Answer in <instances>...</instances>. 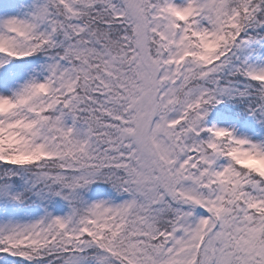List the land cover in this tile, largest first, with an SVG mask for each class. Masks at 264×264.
Returning <instances> with one entry per match:
<instances>
[{"label":"trees","instance_id":"trees-1","mask_svg":"<svg viewBox=\"0 0 264 264\" xmlns=\"http://www.w3.org/2000/svg\"><path fill=\"white\" fill-rule=\"evenodd\" d=\"M174 1L135 0L155 51L152 135L170 161L187 163L188 190L206 210L175 194L183 181L166 166L163 177L154 175L163 178L157 204L127 187L134 173H154L136 162L128 129L137 87L146 82L149 95L154 89L127 3L13 0L26 36L9 41L26 57L0 56V77L16 102L0 115L15 142L0 148V194L12 196L0 201V215L36 214L41 224L35 245L0 251V264H264V178L238 166L226 140L213 134L264 130V82L250 76L264 66V0H224L221 21L209 27L173 16ZM42 78L53 84L48 94L38 89ZM99 194L129 205L95 217L96 226L78 237L79 217ZM60 207L67 218L58 224L52 215ZM192 223L194 240L171 251L172 236Z\"/></svg>","mask_w":264,"mask_h":264},{"label":"rangeland","instance_id":"rangeland-1","mask_svg":"<svg viewBox=\"0 0 264 264\" xmlns=\"http://www.w3.org/2000/svg\"><path fill=\"white\" fill-rule=\"evenodd\" d=\"M10 2L11 0H0V51L7 50L4 41L5 36L8 34V32L14 30L17 27V22L21 17L20 13L16 12L14 9H12V7L8 6ZM86 3V1H82L81 4L85 5ZM223 3L224 0H179L175 2L171 9L176 15L181 18H183L181 11H193L196 13L198 18L204 17L206 19V26L209 27V24L213 25L221 21V8L223 6ZM8 7L9 10L6 11V8ZM133 9L134 6L132 7V10ZM134 11L135 10H133V13H135V15H137L136 17H138V13ZM141 20L143 21L142 16L138 18V21L142 23ZM138 39V48L140 49L144 57L142 59V63L144 60V63L149 66V64L152 63V59L150 57L147 39L144 36V29L142 32L140 31V38ZM263 72L264 66L258 65L254 76H259ZM259 77L262 78L261 76ZM14 79L16 78H11V80ZM40 83L42 84L44 89L52 88V83L44 78L40 80ZM152 84L155 88L156 85L154 79H152ZM136 94V98L138 99L135 107L137 115L131 121L133 124L132 127H128V129L130 130L133 144L136 146V148H138L136 152L138 160L136 162L140 164V168L142 170L150 169L154 173L151 176H139L137 173H134L126 182L127 187L136 195L142 196L149 202H154L155 204H157L156 200L160 198L158 187L159 183L163 181V178L160 180H156L154 178V175L157 172L163 177L166 172V167H169L173 172V178L179 182L181 180L183 181L181 185V192L175 191V194H182L184 198L187 199V201L191 202L192 205H200L201 200H197L196 198L191 196L189 192L190 190H188V185L192 182V177L191 175H189V171L185 169L183 170V168L186 167L187 164H182L177 160L170 161V158L167 155L166 163L155 164V161L153 159V150L146 144L145 131L147 129V124L149 123L151 116H153L151 97L155 95V90H153L152 94L149 95L148 86L146 82H144L141 88L137 87ZM14 105L15 102L13 100V93L11 92V90L5 86L0 85V112H8L12 107H14ZM221 130L222 129H220V131ZM156 132L162 134L161 128L157 129ZM218 134L221 133L218 132ZM224 138L232 145L231 148H229V152L232 158H235V160L240 163L238 164V166H240L241 168L252 169L255 173L264 177V131L258 134L252 131L234 130L230 132V136H226ZM189 140L190 139H188V141ZM173 157L175 158L176 155H174ZM191 170H194V168L192 167ZM182 171L184 172L182 173ZM169 175H171L170 171ZM165 183L167 190L169 192H172L173 184L171 178L168 177V180ZM200 184L204 187V189L206 188V184ZM188 193L189 195L187 196ZM262 193H264V191H262ZM205 194L207 193L205 192ZM3 198L4 200L12 201L10 192H2V194H0V201H2ZM127 204L128 203L126 197L123 199L113 200L110 199V197H104L101 194L96 195L91 200V204L89 205L90 208H88L89 211L86 212L83 217H79L80 220L78 221L76 227L77 236L83 237V235H86L88 233L90 226H96V221L94 220L95 217L101 218L106 212L108 213L112 210H124L125 207H127ZM66 218L67 210L64 207L58 208L52 215V219H54L58 224H61V222L64 223L66 221ZM76 222V219L73 220V223ZM40 224L41 221L36 214L26 215L16 219L7 218L5 217V214L0 215V251L12 254L25 252L24 248L35 245L34 238L39 237L38 235H40ZM194 226L196 227V223H192V225L188 227L182 226L178 229L180 233L175 234L171 238L173 240L171 251L181 250L185 243H191L194 240L195 236L191 235L196 231V228ZM233 253L234 252L227 253V260H231V258H229L231 256L234 257Z\"/></svg>","mask_w":264,"mask_h":264}]
</instances>
